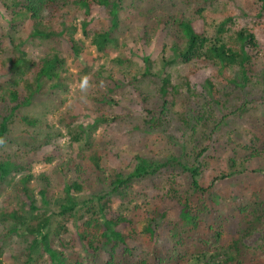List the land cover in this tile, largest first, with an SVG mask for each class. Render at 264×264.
Here are the masks:
<instances>
[{"label":"trees","instance_id":"1","mask_svg":"<svg viewBox=\"0 0 264 264\" xmlns=\"http://www.w3.org/2000/svg\"><path fill=\"white\" fill-rule=\"evenodd\" d=\"M0 141V264H264V0H0Z\"/></svg>","mask_w":264,"mask_h":264},{"label":"rangeland","instance_id":"2","mask_svg":"<svg viewBox=\"0 0 264 264\" xmlns=\"http://www.w3.org/2000/svg\"><path fill=\"white\" fill-rule=\"evenodd\" d=\"M26 49H30L31 48V45L30 44H27L25 46ZM89 54H94L93 50L92 49H89L88 51ZM69 66H70V69L72 72L74 73H78L80 71V69H78V67L74 64V63H69ZM95 68L98 67L97 64H95L94 66ZM81 84H79L78 82H76L75 84H73L72 86V89L74 91V94H77L78 93V89L80 87ZM68 104L74 102V99H73V94H70L68 97ZM47 168L42 166V165H36L35 167V171L36 172H41V171H44L46 170ZM115 206L118 207L119 206V202H116L115 203ZM70 237V234H66L63 236L64 239H69ZM11 251V252H10ZM9 251V254H11L13 256V258H8L7 261L5 262V264H21V261L19 260V255L17 252H13L12 249H10ZM42 264H48V262L45 260Z\"/></svg>","mask_w":264,"mask_h":264},{"label":"clouds","instance_id":"3","mask_svg":"<svg viewBox=\"0 0 264 264\" xmlns=\"http://www.w3.org/2000/svg\"><path fill=\"white\" fill-rule=\"evenodd\" d=\"M88 81H89V78L87 76L83 77L82 80H81V90H86L87 86H88ZM0 143H2V141H0Z\"/></svg>","mask_w":264,"mask_h":264}]
</instances>
